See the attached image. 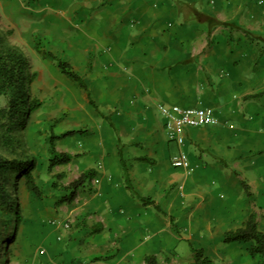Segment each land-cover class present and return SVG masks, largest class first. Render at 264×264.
Returning a JSON list of instances; mask_svg holds the SVG:
<instances>
[{
    "label": "crops",
    "instance_id": "0c3cea01",
    "mask_svg": "<svg viewBox=\"0 0 264 264\" xmlns=\"http://www.w3.org/2000/svg\"><path fill=\"white\" fill-rule=\"evenodd\" d=\"M0 25L35 57L36 141L75 131L24 193L17 264H264L225 241L251 214L264 231V0H0ZM161 103L215 121L173 135ZM71 166L95 173L63 202Z\"/></svg>",
    "mask_w": 264,
    "mask_h": 264
},
{
    "label": "trees",
    "instance_id": "16d2710c",
    "mask_svg": "<svg viewBox=\"0 0 264 264\" xmlns=\"http://www.w3.org/2000/svg\"><path fill=\"white\" fill-rule=\"evenodd\" d=\"M202 17L211 18L207 15ZM28 58L24 49L13 42L3 31L0 25V147L10 153L5 156L0 153V234L8 230L7 215L16 212V225L22 220L21 197L19 196V183L24 179L27 190L41 193L37 183V176L34 171L38 165V158L33 153H28L23 139V132L27 126L29 117L36 112L43 101L37 97L31 98L30 86L28 84L29 67ZM60 66L65 72L74 76L83 87H86L82 79L74 74L69 65L60 61ZM4 99V102H2ZM75 131L65 132L62 135H52L49 148L47 165L53 169L58 165H66L71 162L73 155L69 152L58 151L55 140L73 134ZM36 137V136H34ZM93 170L82 173L79 178L63 186L66 193L61 201L72 202L78 194V190L94 175ZM14 174L13 186L16 192L15 200L9 195L8 179ZM40 174V173H39ZM62 174H58V177ZM57 184L55 183V186ZM13 202L14 204H11ZM14 209V210H13ZM5 240V236L2 238ZM226 242L245 241L253 242L250 248L252 254L264 256V231L259 229L255 214H251L246 223L235 231H229L225 236ZM144 264H175L170 260L161 262L157 255L151 254L145 258ZM185 264H215L205 255L203 249L193 248V260Z\"/></svg>",
    "mask_w": 264,
    "mask_h": 264
},
{
    "label": "rangeland",
    "instance_id": "374dc122",
    "mask_svg": "<svg viewBox=\"0 0 264 264\" xmlns=\"http://www.w3.org/2000/svg\"><path fill=\"white\" fill-rule=\"evenodd\" d=\"M23 49L29 61L28 63V67H29L28 84L30 86V96L31 98H34L37 96V92L39 91V86L41 85V81H40L41 78L36 69V61L34 60L35 57H34L32 50L29 51L27 48H23ZM2 102H4V99H2ZM35 127H37V130ZM34 128L36 131H38V134L40 135H44V133L49 134V132H47L48 130L46 127L44 128V126L37 125L36 112H34L28 119L27 126L25 127V131L23 132L24 134L23 139L25 142L27 152L35 154L38 158V165L34 172L36 174H39L41 171L43 172L46 163H48L47 158L49 157V150H48L49 142L45 141L43 144H39V142L36 141V137H34L37 134V133L35 134ZM41 138L43 139V137ZM64 142L67 143L66 137L61 141V144H63ZM63 145L67 146V144H63ZM0 153H3L5 156L10 155L9 152L2 150L1 147H0ZM73 169H75L74 166H71L67 169L68 174L73 177V179L68 180V183H71L77 178V177H74L75 175H73L75 174ZM57 170H60V173L62 172L61 168H57ZM67 171H63V172L65 173ZM13 178H14V174H11L8 179V187H9V195L11 199L15 200L17 191L14 189V186L12 183ZM57 179L58 181L65 180V178L62 179L61 176L57 177ZM25 192H26L25 182H24V179H22L21 182L19 183V192H18L19 196L21 197L20 201H21L22 215H23L22 203L24 205L23 199H24ZM11 204H14V203L11 202ZM0 217H2L1 212H0ZM16 217H17V213L13 211L11 216L10 214L6 216L9 222L8 230L6 231L5 226L1 227L2 229L4 228V231L0 234V264H17L16 252L18 248L17 244H18V237H19V231H18L19 225L15 224ZM4 236H5V240L2 239Z\"/></svg>",
    "mask_w": 264,
    "mask_h": 264
},
{
    "label": "built area",
    "instance_id": "2783aa9c",
    "mask_svg": "<svg viewBox=\"0 0 264 264\" xmlns=\"http://www.w3.org/2000/svg\"><path fill=\"white\" fill-rule=\"evenodd\" d=\"M159 108L166 117V126L174 131L177 128H185L189 126H203L215 121L214 113L208 108H189L178 104L161 103ZM175 166H189L188 160L182 157L174 159Z\"/></svg>",
    "mask_w": 264,
    "mask_h": 264
}]
</instances>
